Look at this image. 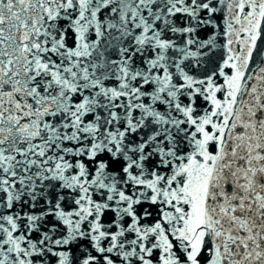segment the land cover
<instances>
[{
    "label": "snow or ice",
    "instance_id": "obj_1",
    "mask_svg": "<svg viewBox=\"0 0 264 264\" xmlns=\"http://www.w3.org/2000/svg\"><path fill=\"white\" fill-rule=\"evenodd\" d=\"M0 264H264V0H0Z\"/></svg>",
    "mask_w": 264,
    "mask_h": 264
}]
</instances>
